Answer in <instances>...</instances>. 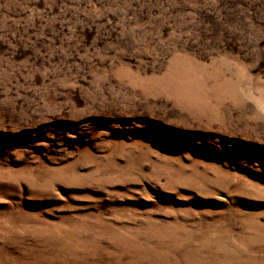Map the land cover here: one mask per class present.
<instances>
[{
  "label": "rangeland",
  "instance_id": "rangeland-1",
  "mask_svg": "<svg viewBox=\"0 0 264 264\" xmlns=\"http://www.w3.org/2000/svg\"><path fill=\"white\" fill-rule=\"evenodd\" d=\"M143 262L264 264V0H0V264Z\"/></svg>",
  "mask_w": 264,
  "mask_h": 264
},
{
  "label": "bare ground",
  "instance_id": "bare-ground-1",
  "mask_svg": "<svg viewBox=\"0 0 264 264\" xmlns=\"http://www.w3.org/2000/svg\"><path fill=\"white\" fill-rule=\"evenodd\" d=\"M87 256H88V255H87ZM87 256H86V257H87ZM146 262H147V261H146ZM146 262H143L142 264H152V262H151V263H150V262H149V263H146Z\"/></svg>",
  "mask_w": 264,
  "mask_h": 264
}]
</instances>
